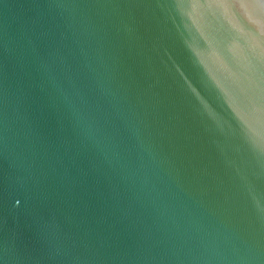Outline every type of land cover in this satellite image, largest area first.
I'll return each instance as SVG.
<instances>
[{"label": "water", "instance_id": "95a60500", "mask_svg": "<svg viewBox=\"0 0 264 264\" xmlns=\"http://www.w3.org/2000/svg\"><path fill=\"white\" fill-rule=\"evenodd\" d=\"M0 264H264V0H0Z\"/></svg>", "mask_w": 264, "mask_h": 264}]
</instances>
